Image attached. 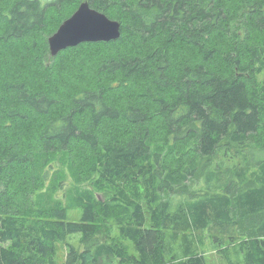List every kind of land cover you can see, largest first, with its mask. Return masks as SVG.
Returning a JSON list of instances; mask_svg holds the SVG:
<instances>
[{
    "label": "trees",
    "instance_id": "trees-1",
    "mask_svg": "<svg viewBox=\"0 0 264 264\" xmlns=\"http://www.w3.org/2000/svg\"><path fill=\"white\" fill-rule=\"evenodd\" d=\"M85 1L120 38L53 57ZM20 45L43 80L6 79L0 61V264H56L72 234L83 249L67 244L65 264H207L205 232L237 246L227 264H264V0L0 2V50ZM80 48L69 88L58 62Z\"/></svg>",
    "mask_w": 264,
    "mask_h": 264
},
{
    "label": "rangeland",
    "instance_id": "rangeland-1",
    "mask_svg": "<svg viewBox=\"0 0 264 264\" xmlns=\"http://www.w3.org/2000/svg\"><path fill=\"white\" fill-rule=\"evenodd\" d=\"M12 0H0L1 3L8 4ZM57 19L56 16L52 15L51 16V25L52 26H57ZM87 51V49L80 48L79 50L72 51V52H64L61 54L59 62H58V75L59 77L63 80L64 84H66L67 87H72L73 85L77 84L80 85L82 84L79 79L73 74L74 69L76 67L77 61L80 59V57ZM62 52V51H61ZM60 52V53H61ZM193 53V51H192ZM33 51L30 48V46H23L20 45L18 47H4L0 50V61L4 67L3 74L4 78L9 79V78H17V77H22L23 75L25 76L28 74L31 78V82L34 84H37L38 82L35 81H42L43 80V74L41 75L40 70L38 69L39 66H37L33 60ZM23 61V62H20ZM52 61H48L47 63L50 64ZM57 79V78H56ZM260 81H264V74L259 75ZM115 102H118L120 100H114ZM116 124V123H115ZM39 125L38 121H31L29 124L27 123H21L17 126L16 129V134L17 135H25L28 131H30L32 128L35 126ZM122 126L120 125H115L113 127V124H108L106 126V130H111L114 128H121ZM235 155H224L221 153L220 155V160L219 161H224L221 162V166H227L234 163H237L238 160L240 159H235ZM230 162V163H228ZM205 161L202 165V169L200 170L196 183L195 189H198L199 186L202 184L203 177H204V172L207 169L208 166H206ZM193 187V189H194ZM181 191H192L191 188L190 190L187 188L181 189ZM82 216V211L81 210H70L68 213V218L72 222H78L81 220ZM117 230L115 234H117ZM206 239L204 241V245L202 248H200V253H202L205 257L206 263L207 264H227L225 261L224 256L222 255V252L224 250L228 251L229 255L235 260V261H241L243 262L242 255L239 252V249L237 246H224V247H219L218 246V239H220V236H218V239L213 238V234L210 232H205L203 234ZM67 244L73 245L76 249L82 250L83 245L81 244V234H72L66 238L65 241L60 242L56 245V257L55 261L56 264H65L66 262V257H67ZM126 246L128 250L130 251L131 254H136L134 246L131 242H127ZM174 248L177 252L181 253V251L184 249V244L183 242L179 239L174 241Z\"/></svg>",
    "mask_w": 264,
    "mask_h": 264
},
{
    "label": "water",
    "instance_id": "water-1",
    "mask_svg": "<svg viewBox=\"0 0 264 264\" xmlns=\"http://www.w3.org/2000/svg\"><path fill=\"white\" fill-rule=\"evenodd\" d=\"M120 36L121 23L93 9L85 1L48 38V43L51 55L56 57L61 51L83 43L111 42Z\"/></svg>",
    "mask_w": 264,
    "mask_h": 264
}]
</instances>
